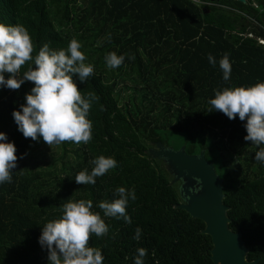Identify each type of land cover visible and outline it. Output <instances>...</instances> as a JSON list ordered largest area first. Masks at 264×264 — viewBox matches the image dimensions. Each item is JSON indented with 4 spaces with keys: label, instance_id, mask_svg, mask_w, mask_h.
Listing matches in <instances>:
<instances>
[{
    "label": "trees",
    "instance_id": "trees-1",
    "mask_svg": "<svg viewBox=\"0 0 264 264\" xmlns=\"http://www.w3.org/2000/svg\"><path fill=\"white\" fill-rule=\"evenodd\" d=\"M205 1L0 0V23L24 26L33 56L45 43L59 50L77 40L93 74L84 82L74 74L73 80L82 96L97 97L87 116V144L43 147L42 138H25L11 115L32 82L0 87V131L17 156L11 182L0 184V264H47L38 236L68 200H91L90 210L108 225L107 234L89 237L102 264H132L138 247L147 250L144 264H213L203 221L176 206L179 182L171 181L162 158L147 152L156 142L184 146L189 154L203 150L222 178L229 228L240 231L247 260L264 264V164L253 159L264 145L243 139L238 118L205 112L214 90L264 82V45L258 42L264 39V0ZM108 52L124 54L123 63L107 68ZM224 53L231 63L228 81L218 63L207 60ZM99 155L114 157L117 166L94 184H77L75 174L90 171L89 161ZM117 186L135 192L126 206L130 223L105 217L97 207L114 198ZM137 227L140 238L133 240Z\"/></svg>",
    "mask_w": 264,
    "mask_h": 264
},
{
    "label": "clouds",
    "instance_id": "clouds-1",
    "mask_svg": "<svg viewBox=\"0 0 264 264\" xmlns=\"http://www.w3.org/2000/svg\"><path fill=\"white\" fill-rule=\"evenodd\" d=\"M80 49L81 45L75 39L69 41L66 49L59 50L50 49L45 43L33 56V44L27 29L19 24L0 23V87L15 90L25 81L33 85L25 93L24 103L11 113L17 130L25 138L35 141L39 137L49 146L66 141L87 144L92 139V124L87 116L97 97L93 92L82 96L73 80L74 74L81 82L93 74V66L85 63ZM133 58L131 55L128 57ZM124 59V54L108 52L104 56L105 66L115 69ZM207 60L213 66L218 63L222 80H229L231 63L228 53L218 61L208 54ZM26 62L29 66L21 73V66ZM207 104L210 107L205 112L218 110L229 120L238 118L244 122L245 141L264 145V82L214 90V96L207 100ZM253 159L264 164V147L254 152ZM16 160L14 143L7 139L4 131H0V184L11 182L10 173L16 166ZM89 163L92 165L90 171L81 170L73 177L77 184H94L95 177L117 166L114 157L104 155L93 158ZM134 199L133 189L117 186L114 198L99 201L97 207L105 217L123 218L130 223L126 206L129 200ZM91 208V200H68L62 205L59 218L42 225L38 243L46 249L47 264H102L103 255L99 249L89 246V237L91 234L97 237L107 234L108 225ZM140 233L141 229L137 227L133 240H138ZM146 252L145 248L138 247L132 264H144Z\"/></svg>",
    "mask_w": 264,
    "mask_h": 264
},
{
    "label": "water",
    "instance_id": "water-1",
    "mask_svg": "<svg viewBox=\"0 0 264 264\" xmlns=\"http://www.w3.org/2000/svg\"><path fill=\"white\" fill-rule=\"evenodd\" d=\"M147 152L152 157L162 158L172 175L171 181L179 182L181 201L176 206L203 221L202 232L211 238L212 263L258 264V258L247 260V247L240 231L231 230L228 226L229 206L223 203L222 178L216 173L212 162L204 157L203 150L189 154L184 146L173 149L156 142Z\"/></svg>",
    "mask_w": 264,
    "mask_h": 264
},
{
    "label": "built area",
    "instance_id": "built-area-1",
    "mask_svg": "<svg viewBox=\"0 0 264 264\" xmlns=\"http://www.w3.org/2000/svg\"><path fill=\"white\" fill-rule=\"evenodd\" d=\"M191 1L194 2V3H203V2H206L204 0H191ZM258 42L261 43L262 45H264V39L258 38Z\"/></svg>",
    "mask_w": 264,
    "mask_h": 264
},
{
    "label": "rangeland",
    "instance_id": "rangeland-1",
    "mask_svg": "<svg viewBox=\"0 0 264 264\" xmlns=\"http://www.w3.org/2000/svg\"><path fill=\"white\" fill-rule=\"evenodd\" d=\"M44 144H45V145H44ZM44 144H42L43 147H53V148H54L53 145L49 146V145H47L46 143H44ZM151 148H153V147H151Z\"/></svg>",
    "mask_w": 264,
    "mask_h": 264
}]
</instances>
